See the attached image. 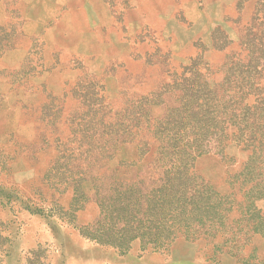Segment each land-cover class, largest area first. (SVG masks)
<instances>
[{
  "label": "rangeland",
  "instance_id": "rangeland-1",
  "mask_svg": "<svg viewBox=\"0 0 264 264\" xmlns=\"http://www.w3.org/2000/svg\"><path fill=\"white\" fill-rule=\"evenodd\" d=\"M259 42L264 0H0V264H131L75 224L97 215L95 185L110 191L118 179L125 185L149 172H175L177 155L157 154L143 134L126 138L123 124L144 110L153 122L167 107L199 98L217 108L215 129L186 139L185 147L202 151L182 154L191 166L187 182L221 193L207 196L200 214L211 225L217 211L235 259L264 264V233L252 229L260 220L255 209L264 212V196L257 198L264 192ZM216 125L237 135L228 138ZM157 185L136 184L141 192ZM221 235L180 236L142 260L211 263ZM139 251L134 243L125 259Z\"/></svg>",
  "mask_w": 264,
  "mask_h": 264
},
{
  "label": "trees",
  "instance_id": "trees-1",
  "mask_svg": "<svg viewBox=\"0 0 264 264\" xmlns=\"http://www.w3.org/2000/svg\"><path fill=\"white\" fill-rule=\"evenodd\" d=\"M253 46H264V43H253ZM201 100L202 98H199L196 101L200 102L198 105L194 102L191 106L184 108L167 107L162 113H159L160 116L154 117L153 122L149 121L151 116L149 112L144 110L138 114L140 117L137 120L123 124V129L120 130L125 137L127 136L126 138L143 134V137H150L157 144V154L174 153L177 155L175 161H170L173 167L172 171L175 172L167 178L162 177L161 173L156 175L149 172L144 177L138 176L134 180H129L125 185L123 180L118 179L119 182L115 183L120 184H114L118 186L110 191L104 189V186L95 185V200L92 201L94 202L93 209L96 210L97 215L91 221L75 224L83 236L101 245L114 247L121 254H127L134 243L139 244V249L142 252L158 251L169 248L180 236L189 240H196L208 236L216 238L218 234H222L220 240L213 244L211 257L207 260L216 263L219 262V256L223 252L233 256L236 254L233 251L234 247L228 245L231 236L221 233L218 227L219 223H215L217 211L214 213L215 216L210 217L211 225H206L203 216L200 214V208H203V202L207 196L222 197L221 193L213 189L212 191L203 189L199 184L193 185V183L187 182L188 179L190 181L192 179L188 176L191 166L185 162L182 154L185 155L191 151L200 154L202 151L185 147L186 139L191 134L198 136L203 128L206 130L215 129V125H211L210 121L215 119L217 108L204 107L201 104L204 100ZM223 108L226 107L223 106ZM113 124L116 125V123ZM216 126L218 131L226 134L228 138L233 139L237 135L234 131L225 133L226 125ZM116 132L111 130L110 135L112 136ZM96 135L98 134L95 131L94 136ZM161 158L156 156L155 161ZM168 173H171V170ZM144 180H151L158 185L141 192L136 184ZM80 196L87 197L86 193L83 192ZM263 196L264 192L260 191L257 198ZM73 199L77 200L78 196ZM90 202L83 199L82 204H89ZM244 203L247 205L249 203L252 207L255 199H245ZM23 205H25V209L33 213L47 214L42 207L32 206L29 203ZM211 207H218L217 201ZM230 207L231 210L233 204ZM254 212L260 220L257 224L252 225L253 233H264V212L257 208ZM48 214L52 215V213Z\"/></svg>",
  "mask_w": 264,
  "mask_h": 264
},
{
  "label": "crops",
  "instance_id": "crops-1",
  "mask_svg": "<svg viewBox=\"0 0 264 264\" xmlns=\"http://www.w3.org/2000/svg\"><path fill=\"white\" fill-rule=\"evenodd\" d=\"M131 251V250H130ZM129 251V252H130ZM119 252V251H118ZM150 253H153V252H150ZM128 254V253H127ZM126 254H121L119 252V254L117 255V260L119 263H131V264H148L146 262H144L143 260H147L149 258H154L153 255H149V252H142V251H139V254L135 256L134 259H125V256ZM151 256V257H150ZM183 257V256H182ZM182 257H180L182 259ZM143 258V260H142ZM229 258H231L230 262L231 264H240L236 259H235V256L229 254V253H223V254H220L219 256V262H214V263H209V262H190L191 260H193V257L191 256H184V258L182 259V263L183 264H225V261L224 260H228L229 261ZM189 261V262H188Z\"/></svg>",
  "mask_w": 264,
  "mask_h": 264
}]
</instances>
